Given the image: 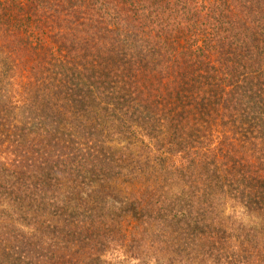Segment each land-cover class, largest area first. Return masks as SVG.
I'll return each mask as SVG.
<instances>
[{"label":"trees","instance_id":"obj_1","mask_svg":"<svg viewBox=\"0 0 264 264\" xmlns=\"http://www.w3.org/2000/svg\"><path fill=\"white\" fill-rule=\"evenodd\" d=\"M0 264H264V0H0Z\"/></svg>","mask_w":264,"mask_h":264}]
</instances>
